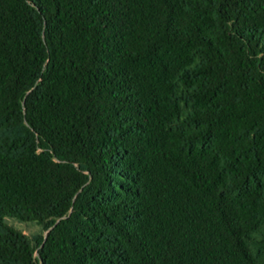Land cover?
Wrapping results in <instances>:
<instances>
[{
	"label": "trees",
	"instance_id": "1",
	"mask_svg": "<svg viewBox=\"0 0 264 264\" xmlns=\"http://www.w3.org/2000/svg\"><path fill=\"white\" fill-rule=\"evenodd\" d=\"M0 264H264V0H0Z\"/></svg>",
	"mask_w": 264,
	"mask_h": 264
},
{
	"label": "rangeland",
	"instance_id": "2",
	"mask_svg": "<svg viewBox=\"0 0 264 264\" xmlns=\"http://www.w3.org/2000/svg\"><path fill=\"white\" fill-rule=\"evenodd\" d=\"M6 222L14 228L21 230L24 234H31L38 230V227L33 223L17 222L11 219H7Z\"/></svg>",
	"mask_w": 264,
	"mask_h": 264
}]
</instances>
